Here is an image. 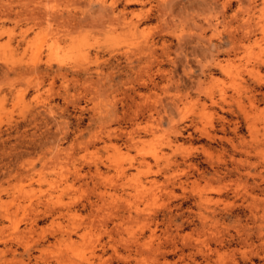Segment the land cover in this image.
Here are the masks:
<instances>
[{
	"label": "rangeland",
	"instance_id": "1",
	"mask_svg": "<svg viewBox=\"0 0 264 264\" xmlns=\"http://www.w3.org/2000/svg\"><path fill=\"white\" fill-rule=\"evenodd\" d=\"M164 3L129 5L128 27L114 19L120 0L113 12L100 0H0V264H116L108 243L118 240L122 252L141 233L147 239L148 212L159 221L182 214L170 225L183 222L165 261L191 262L194 246L206 251L213 236L235 233L233 217L195 229L193 188L222 190L233 216L245 219L252 187L244 177L251 143L245 125L242 143L226 134L233 149L227 140L222 146L188 135L181 118L219 129L220 115L231 119L221 108L243 105L251 113L252 65L264 58V36L249 40L247 32L264 24V0L251 13L247 0ZM74 19L88 25L76 27ZM181 181L190 200L179 206ZM119 209L134 217L117 234L110 220ZM166 237L157 230L152 245ZM232 242L217 245L209 264L239 259Z\"/></svg>",
	"mask_w": 264,
	"mask_h": 264
},
{
	"label": "bare ground",
	"instance_id": "2",
	"mask_svg": "<svg viewBox=\"0 0 264 264\" xmlns=\"http://www.w3.org/2000/svg\"><path fill=\"white\" fill-rule=\"evenodd\" d=\"M118 1L119 0H116L109 5L107 4L106 0H100V3L103 8L108 7L110 11L113 12L114 4ZM120 1H124V7L120 11V15H118L114 19L117 20V23H121L124 21V25L133 26L134 23L132 21L127 22V15L129 13H132L127 11V7L132 4H144L148 0ZM155 1H159V5L166 8L167 3H164L165 0ZM257 1L258 0H247L248 7L246 8V10L248 13L254 12ZM230 4L231 1L228 2L229 6ZM169 5H172V3ZM73 21L76 27H83L88 25V23H86V19H74ZM104 24L105 23L102 22L101 26H103ZM112 24L113 19H110L108 26H111ZM247 33V38L249 40H251V38L253 37H256L257 35H260L261 37L264 36V24H262V22L260 21H257L256 23H254V25H252L251 29H249ZM229 41L232 44L230 51H236L238 49V46L236 45L237 40L233 38ZM255 42L257 43V38L253 40V43ZM154 45V40H148L146 42V49L149 51V54H152ZM162 45L163 48H165L164 41H162ZM252 71L256 81V85L251 88L247 95L248 106L251 110V113L249 115L245 111V107L243 105H238V111L221 108V112L229 115L232 121L231 119H226L225 116L220 115L219 129H216L213 125L209 126L210 129L206 127L200 129L197 127V122L194 118L188 119L186 116H182L181 118V122L182 124H184L183 130L188 132V135H192V132H194L197 133L199 137L206 139L208 142H215L216 140H218L222 144V146L224 145L223 141L227 140L233 149H236V146L231 142L230 139H226V134L228 132L232 133L234 137L240 139L239 143H242L245 139L244 137L239 136L238 131H240L241 124L243 123L250 136L251 141L250 147L244 151L246 157L245 162L247 163V169H244L247 170L244 173V177H249L252 183L250 206L248 207V212L247 215H245V219L242 220L239 214L233 216V213L229 208L230 203L228 204L223 198L222 190L211 189L208 193H206L204 189H192L193 196L191 200L192 204L198 209V213H196L197 223H195L194 221H192L191 223L194 225L196 230H200L199 232L201 233V230H208L209 227L215 225L219 221H225V219H230L231 217L234 218L235 223V225L233 226L235 232L234 234H231L228 231V234L226 236L223 235L221 237H212V244L214 245L213 248L210 247L211 243H209L207 244L208 246L206 251H202L200 248L192 244L194 246V248L192 249H194V251L196 250L197 252L195 253L193 251L192 254H194L195 256L199 254L205 264H209L212 255L218 254L219 249L217 248V245L224 246L228 241L230 243L231 241H236L234 244L238 246L237 251L240 254L239 259L231 257L232 259L230 258L231 260L228 264H255V262L253 261L255 259L262 261V263L260 262V264H264V203L261 202L264 200V105L263 107L259 105L260 103L264 104V82L262 81V79H264V73H262L264 72V58L257 59L254 62V64L252 65ZM187 119L188 121H186ZM217 132H220L222 135H218ZM205 152L209 154L208 150H206ZM186 162V159H183V163ZM219 173L220 171L218 169H213L212 176H216L215 178H220ZM186 187L187 185L184 181H181L177 187L181 191L180 196H176V198H178L179 200V206H182L185 203L187 204L188 200H190L184 195L187 191ZM256 191L262 193L263 200H261V198H258V194H256ZM170 193H174L175 195L173 189L170 191ZM130 210L119 209L115 210V212L111 214L110 222L113 224L112 230L115 233L119 234V230L120 228H122L124 223H127L134 217ZM187 210L188 215H191L192 211L189 206L187 207ZM172 214L170 212L162 214V219L159 221L158 215L155 212L146 213V215L142 217V219L145 221V224H148L147 226L149 234L147 239L149 240H142L145 235L144 233H141L140 237H137L134 241H132L130 245L127 246V248L123 249V251L120 252L117 246L118 240L111 239V241L108 243V249L111 251V258L116 260V264H119V262H125L128 264L131 261H134L136 264H155L153 262H146L147 257H152L154 261H156V264L159 259L164 260L162 263H160L161 261L159 260V264H170V261L169 263L165 261V257L169 254V249L167 248L175 245L173 239L176 236H179V230H181L183 226V222L178 225L173 224L176 225L175 229L173 228L174 230L170 231L171 223H173L175 220H177L178 217H181L182 215L178 214L174 216ZM186 218L189 217L186 216ZM188 222L190 223V221ZM219 223L221 224V222ZM149 225H153L154 227H150ZM158 225H162L164 228L158 229ZM157 230H161V233H163L164 235L167 234V237L163 241L159 240L156 245H152V239L156 235ZM212 231H214L213 228ZM182 237H180V239H183ZM180 251L184 259V250L180 249ZM194 255L191 256V262L189 261L183 264H198ZM179 257L177 256V258Z\"/></svg>",
	"mask_w": 264,
	"mask_h": 264
}]
</instances>
